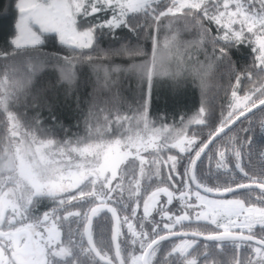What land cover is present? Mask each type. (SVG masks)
Instances as JSON below:
<instances>
[{
  "label": "snow or ice",
  "instance_id": "1",
  "mask_svg": "<svg viewBox=\"0 0 264 264\" xmlns=\"http://www.w3.org/2000/svg\"><path fill=\"white\" fill-rule=\"evenodd\" d=\"M9 2L16 35L0 50V264H264V0ZM46 39L64 55L49 57ZM241 44L253 61L215 85L222 103L212 126L217 59ZM78 67L92 77L83 129L56 139L59 102L38 81L51 72L70 97ZM120 73L143 88L135 106ZM186 75L199 109L172 123L153 118L156 81ZM29 98L25 118L16 106ZM201 163L214 183L201 179Z\"/></svg>",
  "mask_w": 264,
  "mask_h": 264
},
{
  "label": "trees",
  "instance_id": "2",
  "mask_svg": "<svg viewBox=\"0 0 264 264\" xmlns=\"http://www.w3.org/2000/svg\"><path fill=\"white\" fill-rule=\"evenodd\" d=\"M8 5L7 12L0 13V50L7 51L10 47L11 39L16 35L15 21L16 13L11 7L9 0H0V12ZM125 33L127 29L124 30ZM135 40V37H132ZM110 43L108 38H101L103 47ZM150 47V46H149ZM43 51L51 56L64 55L63 50L58 45H53L49 39L45 40ZM207 55H212V47L208 45L204 50ZM254 54L248 45L241 44L232 46L227 50V58L217 59V70L214 74V87L209 90V105L212 108L210 123L215 125L219 116V107L222 103L220 91L215 85H226L229 80L228 69L242 72L244 68L251 65ZM125 63H127L125 61ZM79 85L72 96H67L65 90L58 87L55 82V75L45 72L38 81V86L49 89L47 96L49 99L54 97L58 100L57 113L62 117L60 123L63 128L55 130L56 139L72 138L74 133L83 129V116L88 105L89 93L92 87V77L90 70L86 67H78ZM120 87L125 99L133 106L143 99V88L138 86L136 78L131 74L120 73ZM78 97V99H77ZM34 98H29L27 103L21 102L16 106V111L25 118L30 117L33 111L31 105ZM43 104V99L39 101ZM201 106V93L198 85L190 76H185L178 82L169 80L156 81L151 96L150 115L155 119H164L168 123L178 121L181 117L194 114ZM48 116V113H45ZM260 138L257 137V142ZM201 179L208 183H214L215 177L205 175L206 165L201 163Z\"/></svg>",
  "mask_w": 264,
  "mask_h": 264
}]
</instances>
